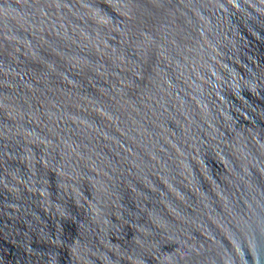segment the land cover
I'll return each mask as SVG.
<instances>
[{
	"label": "water",
	"instance_id": "1",
	"mask_svg": "<svg viewBox=\"0 0 264 264\" xmlns=\"http://www.w3.org/2000/svg\"><path fill=\"white\" fill-rule=\"evenodd\" d=\"M0 264H264V0H0Z\"/></svg>",
	"mask_w": 264,
	"mask_h": 264
}]
</instances>
